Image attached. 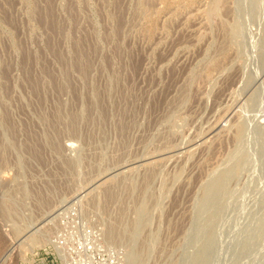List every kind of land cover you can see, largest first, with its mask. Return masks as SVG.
Wrapping results in <instances>:
<instances>
[{
  "label": "rangeland",
  "instance_id": "obj_1",
  "mask_svg": "<svg viewBox=\"0 0 264 264\" xmlns=\"http://www.w3.org/2000/svg\"><path fill=\"white\" fill-rule=\"evenodd\" d=\"M0 228V264H264V0H0Z\"/></svg>",
  "mask_w": 264,
  "mask_h": 264
},
{
  "label": "built area",
  "instance_id": "obj_2",
  "mask_svg": "<svg viewBox=\"0 0 264 264\" xmlns=\"http://www.w3.org/2000/svg\"><path fill=\"white\" fill-rule=\"evenodd\" d=\"M74 245L76 246V251L79 254H83L85 256L88 253H92V251H93V245L90 244L87 240L81 241V242H76ZM54 246H55V254L57 255L56 257H54V261L61 262L63 260V257L61 254L65 250V248H64L65 245L62 242V240L57 238L56 245H54ZM74 264H84V263L82 260H77V262ZM96 264H103V263L98 262ZM107 264H119V263L117 262V260L111 259V260H109V262H107Z\"/></svg>",
  "mask_w": 264,
  "mask_h": 264
},
{
  "label": "bare ground",
  "instance_id": "obj_3",
  "mask_svg": "<svg viewBox=\"0 0 264 264\" xmlns=\"http://www.w3.org/2000/svg\"><path fill=\"white\" fill-rule=\"evenodd\" d=\"M146 1V0H145ZM143 3V2H142ZM53 13V12H52ZM53 20V19H52ZM78 51V50H77ZM133 69V68H132ZM72 201V200H71ZM72 205V204H71ZM55 220V219H54ZM10 224H8V226H9ZM52 226V225H51ZM1 229V228H0ZM48 229V228H47ZM16 230V229H15ZM3 232H4V230H3ZM117 232V231H116ZM121 233V232H120ZM4 234V233H3ZM119 234V233H118ZM122 234V233H121ZM119 236V235H118ZM115 238V237H114ZM7 239V238H6ZM5 240V239H4ZM108 243V242H107ZM110 243V242H109ZM9 251V250H8ZM14 251V250H13ZM9 252H11V250L9 251ZM5 255V254H4ZM7 258V257H6ZM135 262V261H134Z\"/></svg>",
  "mask_w": 264,
  "mask_h": 264
}]
</instances>
